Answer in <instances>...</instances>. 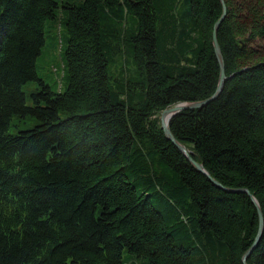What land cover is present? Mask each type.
<instances>
[{
	"label": "trees",
	"instance_id": "16d2710c",
	"mask_svg": "<svg viewBox=\"0 0 264 264\" xmlns=\"http://www.w3.org/2000/svg\"><path fill=\"white\" fill-rule=\"evenodd\" d=\"M225 3L0 0V264H264V0ZM221 17L170 123L220 186L160 114Z\"/></svg>",
	"mask_w": 264,
	"mask_h": 264
},
{
	"label": "water",
	"instance_id": "95a60500",
	"mask_svg": "<svg viewBox=\"0 0 264 264\" xmlns=\"http://www.w3.org/2000/svg\"><path fill=\"white\" fill-rule=\"evenodd\" d=\"M222 2V6H223V14L226 13V3L225 0H221ZM224 17H221L219 20L216 21L214 27H213V32H212V43L215 49V53L217 55L219 64H220V75H219V81L216 87V90L214 92V94L204 100H199V101H186V102H180L177 103L175 105L169 106L167 108H165L164 110H162L161 114H160V123L161 126L164 130L165 135L167 136L168 139H170L171 141H173V143L185 154V156L188 158V160L200 171L204 172L205 174H207L208 176H210V178L215 181L218 185L221 186V184H219L205 169L204 165L202 162H199L198 160H196L193 155H192V151L188 149V147L182 143L181 141H179L174 134L171 131L170 128V123L171 120L173 118L174 115H176L178 112H180L181 110L187 109V108H193V107H202L204 105H206L208 102H210L212 99L216 98L220 92L223 89V85H224V81L226 78V72H225V63H224V57H223V53H222V49L218 40V28L219 25L222 21ZM243 191H245L246 193H248L252 200L254 201V203L257 206L258 209V214H259V230L257 233V236L255 238L253 247L257 244L258 240L261 237V234L263 232V214H262V210L261 207L257 201V199L254 197V195L247 189L244 188L242 189ZM250 251H246L242 257V260L244 262V264H247L246 260L247 257L249 255Z\"/></svg>",
	"mask_w": 264,
	"mask_h": 264
},
{
	"label": "rangeland",
	"instance_id": "374dc122",
	"mask_svg": "<svg viewBox=\"0 0 264 264\" xmlns=\"http://www.w3.org/2000/svg\"><path fill=\"white\" fill-rule=\"evenodd\" d=\"M60 29V28H59ZM58 29V31H59ZM61 33V31H60ZM59 33V35H60ZM62 43H60V46L57 48V50L55 51V61L53 62V66L51 67V69L55 72V76L51 75V76H47V74L45 72L48 73V71H46L44 68V65L43 66H40L38 68V71L39 73L44 76L46 78V80L52 84L53 87H56V84H55V77L56 79L61 82L62 80V75L64 74V68H63V61H62ZM41 62H43V59L41 60ZM24 91L26 92L27 94V101L28 103H31V98H30V93L34 90L37 89V84L36 82H30L29 84H26L24 86ZM58 90H62V87H61V84L58 85L57 87Z\"/></svg>",
	"mask_w": 264,
	"mask_h": 264
}]
</instances>
